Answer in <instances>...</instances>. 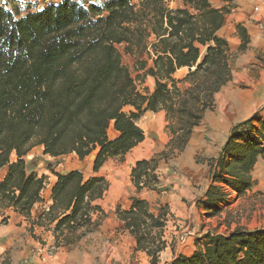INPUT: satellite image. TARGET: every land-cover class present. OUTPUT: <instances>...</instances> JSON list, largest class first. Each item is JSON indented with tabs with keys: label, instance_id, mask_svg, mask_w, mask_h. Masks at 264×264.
<instances>
[{
	"label": "trees",
	"instance_id": "trees-1",
	"mask_svg": "<svg viewBox=\"0 0 264 264\" xmlns=\"http://www.w3.org/2000/svg\"><path fill=\"white\" fill-rule=\"evenodd\" d=\"M179 1V5H171ZM226 7L210 0H76L50 2L19 15L0 5V216L7 209L51 229L55 246H72L99 220L94 200L107 188L102 176L85 178L79 169L51 172L56 180L51 203L32 218L42 200L47 176L27 169L24 156L35 145L59 157L79 159L95 152L93 170L123 155L143 140L137 120L144 111L164 110L170 139L167 149L135 162L130 176L136 191H160L158 160L182 150L214 93L231 79L232 53L218 34ZM243 51L248 42L238 25ZM135 57V77L120 49ZM144 55V56H143ZM186 73L174 77L182 68ZM154 78L152 91L138 90L135 79ZM179 84H183L181 87ZM126 105L132 110H124ZM258 121L255 124L254 119ZM112 123L118 134L110 138ZM14 153L15 158L11 159ZM166 156V157H165ZM264 157V119L256 113L233 124L215 157L208 159L210 180L201 204L206 215L221 210L231 193L242 196L256 183L252 171ZM116 217L135 239V249L160 264L167 246L168 206L131 196ZM190 255L173 253L166 264H264V227H236L196 239ZM173 248V247H172Z\"/></svg>",
	"mask_w": 264,
	"mask_h": 264
},
{
	"label": "rangeland",
	"instance_id": "rangeland-1",
	"mask_svg": "<svg viewBox=\"0 0 264 264\" xmlns=\"http://www.w3.org/2000/svg\"><path fill=\"white\" fill-rule=\"evenodd\" d=\"M78 1L81 3L83 2L84 5H88L89 3L102 4L105 0ZM232 1L233 0H228V11L236 7V3ZM50 2H56V0H0V5L12 12H17L19 15H24L26 12L41 9ZM253 2L255 3L251 4L248 11L246 9V13H249L252 19H264L262 16L263 12L258 6L259 4H257L259 2L257 0H253ZM179 4V1H172L171 3V5ZM224 34L227 35L228 30L224 31ZM238 36L241 39L239 32ZM237 48L238 47L233 46L230 49L232 53L231 72L233 80L231 81L232 83L229 82L224 88L228 89V87H231L233 84V88L236 89L237 94L250 101V108L246 111L237 113V115L231 114L229 108H223L222 114L226 119L225 128L227 133L233 124L252 116L254 113H256L258 117L264 119V51L254 52V54H250L249 57L244 59L242 56L244 51H238ZM119 49L122 55V62L128 66L132 76L135 77L138 73H141L134 70L135 57L125 54L122 48ZM184 73L185 69L177 72L175 77H181ZM135 82L138 90L144 93V89L148 87V82L141 81L138 78L135 79ZM179 85L181 87L184 86L183 84ZM125 110H127V108H125ZM212 110V115H217L216 110H218V107L216 103H214ZM144 114L145 113L142 114V118L138 121V124L142 127H145L149 120L144 117ZM152 117L153 118L150 119L154 120V116ZM257 121L258 119L255 118L254 123L256 124ZM216 126L217 127H214L212 123H209L205 126L204 131L209 135H212V132L223 131L224 127L221 128L219 125ZM206 138H208V136H206ZM94 155L95 152H92L83 159H79L75 153H68L54 158L43 153V146L35 145L24 156V159L28 171H35L37 174L41 172L47 176L53 174L50 168H48L50 166L63 170L77 167L81 170L85 178L102 176L107 181V188L99 201L102 212H97L93 215L94 219L99 220L98 225L92 231L85 233L76 244L79 247L80 253L87 252L85 255L86 258L84 260L81 259L78 264H148L149 257L145 255V253L133 250L132 239L129 249H127L126 238L125 241H123V237L120 236L122 233L114 223V221H116L114 213L116 207L119 206L121 209L127 208L130 203V196L133 192V185L130 181L129 164L124 162L123 159L111 158L107 160L98 171H94ZM14 158L15 155L12 153L11 159ZM167 158L172 159L171 155ZM196 158L197 160H201L203 156L198 155ZM252 176L256 181L252 188L239 197L233 194L228 198L225 204L221 205V212L216 213L213 217L207 218L203 216L202 213H195V215H193V212L189 210L188 213L184 215H180L182 211L175 217L172 214L168 215L165 226V238L169 248L165 253L160 254V264L169 262L173 257V253L190 255L196 248L193 241H196V237H201L207 232L228 233L236 227H245L248 229L264 227V157L258 159L252 171ZM147 198L153 204L154 198ZM190 204L192 203H189L187 206ZM13 213L22 215L11 208L7 209L3 215L0 216V225H17L20 224L19 221H25L24 227L26 228V232H29V228H31L33 223L29 219L27 220L22 217L17 220V216L13 215ZM9 218L12 219L8 221ZM23 233L26 234L25 232ZM20 236L23 238V235ZM19 243L20 242L15 241L9 249L1 252L0 264H8L9 253L22 249ZM66 247H62L60 250L64 253L69 252L71 247ZM45 251L52 254L56 250L49 247L46 248ZM69 254L70 253H68V255ZM66 255L67 254H65V256ZM65 259L67 261L66 257Z\"/></svg>",
	"mask_w": 264,
	"mask_h": 264
},
{
	"label": "crops",
	"instance_id": "crops-1",
	"mask_svg": "<svg viewBox=\"0 0 264 264\" xmlns=\"http://www.w3.org/2000/svg\"><path fill=\"white\" fill-rule=\"evenodd\" d=\"M58 1L60 0H56V2ZM257 1L259 2L257 4H259L258 6L262 10V16L264 17V0ZM232 2L236 3V7L225 13L224 21L222 26L218 30V34L227 40L230 49L233 46L239 47L241 39L238 36L237 26L240 25L245 28L249 38L246 44V48L243 50L244 52L242 51V56L244 57V59L246 57H249L250 54H254V52H263L264 19H261L262 16L260 18L261 20L252 19L249 13H246V9L248 11L251 4H254L255 2H253V0H233ZM210 3L212 6L217 8H227L228 0H210ZM227 30L228 34L225 35L224 31ZM183 69H185L186 73L187 68L182 67L174 73V77L177 72H180ZM232 78L233 76L231 72V79L227 81L226 84H224L217 92L214 93L213 107L214 103H216V106L218 107V110H216L217 115H212L213 107L206 108L199 123L192 128L184 148L182 150H174V152L170 154L172 159L160 158L158 160L155 171L159 176L158 185L159 187H161V190H148L144 188L137 192L134 185L132 184L133 192L131 196H139L141 198H144L151 205L166 204L170 211L169 215L172 214L174 217L179 215V212L181 211L182 213L180 215H184L188 213V210L192 211L193 215H195V213H202L203 216L207 218L213 217V215H206V211L201 204V200L204 199L206 190L209 184L211 183L208 159L217 155L219 149L226 141L228 135L225 128L226 119L222 114L223 108H229L231 110V114L233 115H237V113L246 111L250 108V101L238 95L236 89L233 88V84L231 85V87H228V89L224 88L229 82L233 80ZM144 81L148 82L147 89L149 91H152L154 86V78L150 75H147L145 76ZM244 101L246 102V104ZM125 108H127V111L133 109V107L129 105H126L124 107V110ZM143 113H145L144 117H146V119H149L147 121L146 126L142 127L138 124V121H140L142 115L137 120V124L143 129L144 138L142 141H140L130 150H128L122 157L124 162H127V164H129V172H131V169L135 165L136 161L141 159H149L161 152L162 150L167 149L166 145L170 139V134L166 128L167 121L165 118L164 110H159L157 112L146 110ZM152 116H154V120L150 119L153 118ZM209 123H212L214 127H217L216 125H219L221 128L224 127L223 131L212 132V135H209L204 131L205 126ZM117 134L118 132L113 128V125L111 123L108 127L109 137L113 138ZM206 136H208V138H206ZM198 155L203 156V159L197 160L196 157ZM53 169L54 171L64 173L69 170L78 168L71 167L65 170L60 168ZM5 172V166L0 168V178L4 176ZM41 174L44 173H38V175ZM46 180V185L41 192L42 200L35 203L31 209L32 218L36 217L42 209L46 208L51 203V188L56 180V176L54 174H50L47 176ZM233 194L234 193H231L228 198H230ZM145 196L153 197V204ZM101 197L94 200V203L100 205L99 201ZM227 201L228 199L226 200V202ZM226 202H224L223 204H225ZM189 203L192 204L187 206ZM13 215L17 216V220L21 217L28 220V218H26L25 216L19 215L17 213H13ZM11 219L12 218H9L8 221H10ZM19 223L20 224H12L9 226L0 225V254L3 250L9 249L15 241L20 242L19 244L22 246V249L19 248L20 250L12 251L9 253L8 264H78L80 263L81 259L84 260L86 258L85 255L87 254V252L80 253L78 249L79 247L76 245L82 236L74 245L70 246L71 248L69 249V252L64 253L60 250V248L66 246L54 245V236L52 234L51 229H48L44 226L32 224L31 228H29L30 231L26 232V228L24 227L25 221H19ZM114 223L116 226H118L119 230L121 231L122 235L120 236L123 237V241H125L126 238L127 249H129L132 239L133 250L136 252L140 251L145 253L142 250L135 249V239L132 235L128 233L127 230L123 229V223L121 220L116 217V221H114ZM23 232H25L26 234H24ZM20 235H23V238H21ZM193 243L195 244L196 241L194 240ZM49 247L54 248L56 251H54L52 254L47 253L45 250ZM168 248L169 246L167 244V246L160 252V254L165 253ZM68 253L70 254L68 255ZM65 254L67 255L65 256ZM65 257L67 258V261Z\"/></svg>",
	"mask_w": 264,
	"mask_h": 264
},
{
	"label": "bare ground",
	"instance_id": "bare-ground-1",
	"mask_svg": "<svg viewBox=\"0 0 264 264\" xmlns=\"http://www.w3.org/2000/svg\"><path fill=\"white\" fill-rule=\"evenodd\" d=\"M245 102V101H244ZM245 104H246V102H245ZM244 107V106H243Z\"/></svg>",
	"mask_w": 264,
	"mask_h": 264
}]
</instances>
